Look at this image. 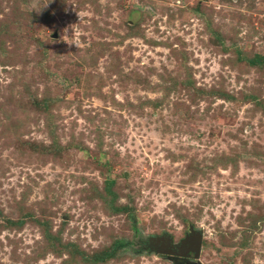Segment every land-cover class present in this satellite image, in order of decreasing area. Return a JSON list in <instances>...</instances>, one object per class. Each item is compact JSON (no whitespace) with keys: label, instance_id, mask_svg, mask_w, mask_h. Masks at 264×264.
<instances>
[{"label":"rangeland","instance_id":"1","mask_svg":"<svg viewBox=\"0 0 264 264\" xmlns=\"http://www.w3.org/2000/svg\"><path fill=\"white\" fill-rule=\"evenodd\" d=\"M192 230L264 264V0H0V264H177Z\"/></svg>","mask_w":264,"mask_h":264},{"label":"water","instance_id":"2","mask_svg":"<svg viewBox=\"0 0 264 264\" xmlns=\"http://www.w3.org/2000/svg\"><path fill=\"white\" fill-rule=\"evenodd\" d=\"M170 238H156L155 242L158 243H164L167 246L164 248H160V253L168 254L173 258H176V256H182V257H187L188 253L193 252L195 253V258L198 260L197 263L195 264H203L202 261L200 260V255L202 251V246H203V232L198 231V230H192L191 234L188 235L185 240L182 241V246L180 248V252H174L171 249H168L169 244H171ZM163 244V245H164Z\"/></svg>","mask_w":264,"mask_h":264},{"label":"flooded vegetation","instance_id":"3","mask_svg":"<svg viewBox=\"0 0 264 264\" xmlns=\"http://www.w3.org/2000/svg\"><path fill=\"white\" fill-rule=\"evenodd\" d=\"M195 254V253H194ZM189 256H191L189 253H188V255H187V257H183V258H181V257H176L177 259H176V262H177V264H195L194 262H191L190 261V258H189ZM194 257H195V255H194Z\"/></svg>","mask_w":264,"mask_h":264},{"label":"trees","instance_id":"4","mask_svg":"<svg viewBox=\"0 0 264 264\" xmlns=\"http://www.w3.org/2000/svg\"><path fill=\"white\" fill-rule=\"evenodd\" d=\"M85 257V256H84Z\"/></svg>","mask_w":264,"mask_h":264}]
</instances>
